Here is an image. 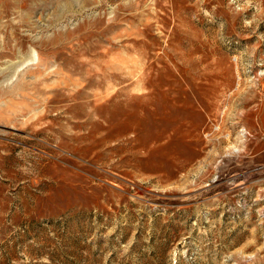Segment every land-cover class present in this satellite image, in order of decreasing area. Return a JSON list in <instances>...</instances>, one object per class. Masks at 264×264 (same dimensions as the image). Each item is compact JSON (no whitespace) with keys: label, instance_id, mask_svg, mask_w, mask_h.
I'll return each instance as SVG.
<instances>
[{"label":"rangeland","instance_id":"374dc122","mask_svg":"<svg viewBox=\"0 0 264 264\" xmlns=\"http://www.w3.org/2000/svg\"><path fill=\"white\" fill-rule=\"evenodd\" d=\"M0 264H264V0H0Z\"/></svg>","mask_w":264,"mask_h":264}]
</instances>
